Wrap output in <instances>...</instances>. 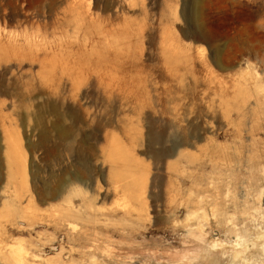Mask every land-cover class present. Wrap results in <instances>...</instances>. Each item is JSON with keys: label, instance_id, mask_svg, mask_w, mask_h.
Listing matches in <instances>:
<instances>
[{"label": "rangeland", "instance_id": "374dc122", "mask_svg": "<svg viewBox=\"0 0 264 264\" xmlns=\"http://www.w3.org/2000/svg\"><path fill=\"white\" fill-rule=\"evenodd\" d=\"M263 232L264 0H0V264H264Z\"/></svg>", "mask_w": 264, "mask_h": 264}, {"label": "bare ground", "instance_id": "6f19581e", "mask_svg": "<svg viewBox=\"0 0 264 264\" xmlns=\"http://www.w3.org/2000/svg\"><path fill=\"white\" fill-rule=\"evenodd\" d=\"M198 51H199V53H200V52H203L202 49H199ZM57 129L59 130V133H60L61 135H63L64 131L61 130V128H59V127H58ZM261 234L263 235L264 232L261 233ZM259 236H261V235H259ZM259 236L257 235V237H259ZM261 237H264V236H261ZM208 243L210 244L211 242L208 241ZM211 244H212V245H211ZM211 244H210L211 246H214L215 243H213V240H212V243H211ZM218 244H220V243H218ZM215 246H216V244H215ZM219 246H220V245H219ZM207 247H208V245H207ZM219 249H220V248H219ZM242 255H244V254L242 253ZM240 256H241V255H240ZM243 257H244V256H243ZM253 258L255 259V258H256V255H255V257L253 256ZM254 261H256V259H255ZM251 262H252V261H251ZM243 263L251 264V263H248V262H246V261H244Z\"/></svg>", "mask_w": 264, "mask_h": 264}]
</instances>
